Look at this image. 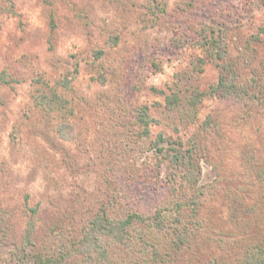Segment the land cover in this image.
<instances>
[{
	"label": "rangeland",
	"instance_id": "374dc122",
	"mask_svg": "<svg viewBox=\"0 0 264 264\" xmlns=\"http://www.w3.org/2000/svg\"><path fill=\"white\" fill-rule=\"evenodd\" d=\"M262 29L264 0H0V264L16 263L30 216L41 248L48 232L68 237L99 210L119 217L169 200L167 179L178 173L197 180L216 225L240 230L253 209L240 204L239 187L259 175L244 194L264 188ZM206 30L224 37V59L198 46ZM177 73L205 95L197 115L179 122L150 108L157 122L142 136L136 109L162 104L151 89L168 92ZM64 77L71 141L56 131L61 114L37 106L46 85ZM220 77L246 94L212 93ZM157 147L170 152L159 156ZM172 149L182 167L170 164Z\"/></svg>",
	"mask_w": 264,
	"mask_h": 264
},
{
	"label": "trees",
	"instance_id": "16d2710c",
	"mask_svg": "<svg viewBox=\"0 0 264 264\" xmlns=\"http://www.w3.org/2000/svg\"><path fill=\"white\" fill-rule=\"evenodd\" d=\"M50 18L53 28L52 16ZM197 44L209 60L220 61L226 56L224 37L212 31L206 30L203 35L199 33ZM202 63L203 60L197 58L192 71L200 73ZM191 77L185 78L177 73L168 92L151 89L162 97L163 102L136 109L135 119L142 136H148L149 126L157 122L150 116V108L160 115H167L169 120L183 122L195 118L205 95L188 86ZM0 80L6 82L2 75ZM227 83L220 77L211 92L237 99L246 94V90L236 87L234 81ZM69 84L68 78L64 77L52 87L46 85L37 104L44 116L52 112L61 114L56 131L65 141L75 137L74 127L68 121L74 114L73 106L59 93V89L67 90ZM203 126L206 130L208 121ZM159 142H162L161 135L156 140V143ZM174 151L172 149L169 162L182 167V156ZM156 152L165 156L170 151L157 147ZM258 176L255 180L242 183L238 189L240 204L250 203L253 214L248 216L243 212L241 221L238 219L240 230L235 232L212 221L210 214L204 210L207 202L203 199L204 193L197 187V180L191 179L188 173H178L167 179L173 186L169 200L155 202L154 198H150L154 203L144 209L145 213L141 211L119 217H111L104 210H99L68 237H58V240L48 232L47 242L41 248L34 241L36 221L30 216L21 238L24 244L14 253L15 264H176V255L189 254L197 258L195 264H264V188H253L244 194L246 187L260 184ZM32 212L35 214L36 209ZM138 225H141L140 229H136ZM132 230L137 231L132 233ZM57 240L58 243H55ZM25 248H29V253L24 252ZM202 258L205 263L200 262Z\"/></svg>",
	"mask_w": 264,
	"mask_h": 264
}]
</instances>
